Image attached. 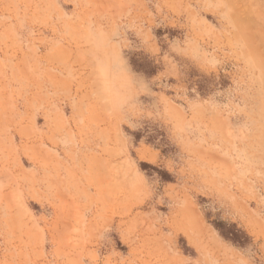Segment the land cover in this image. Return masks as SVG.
Returning <instances> with one entry per match:
<instances>
[{
	"label": "rangeland",
	"instance_id": "rangeland-1",
	"mask_svg": "<svg viewBox=\"0 0 264 264\" xmlns=\"http://www.w3.org/2000/svg\"><path fill=\"white\" fill-rule=\"evenodd\" d=\"M0 264H264V0H0Z\"/></svg>",
	"mask_w": 264,
	"mask_h": 264
},
{
	"label": "clouds",
	"instance_id": "clouds-1",
	"mask_svg": "<svg viewBox=\"0 0 264 264\" xmlns=\"http://www.w3.org/2000/svg\"><path fill=\"white\" fill-rule=\"evenodd\" d=\"M113 35L115 34L114 32L112 33ZM89 37L91 39H99V40H107L108 34L104 32H97L95 30L89 31ZM105 72L107 73L109 69H114L117 74H123V69H122V61L119 59L118 55L116 53H111L107 61L104 65Z\"/></svg>",
	"mask_w": 264,
	"mask_h": 264
}]
</instances>
